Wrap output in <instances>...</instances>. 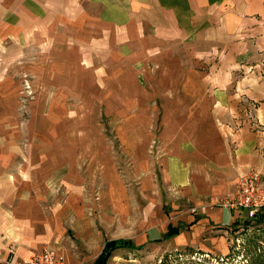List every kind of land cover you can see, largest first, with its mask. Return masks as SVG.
<instances>
[{"label":"crops","instance_id":"crops-1","mask_svg":"<svg viewBox=\"0 0 264 264\" xmlns=\"http://www.w3.org/2000/svg\"><path fill=\"white\" fill-rule=\"evenodd\" d=\"M261 43L264 0H0V264L50 245L65 264H81V252L59 240L80 217L85 195L101 184L102 197L126 196L110 156L90 153L93 165L84 182L74 172L66 176L60 148L52 155L41 147L45 125L60 118L61 94L70 91L67 82L53 95V84L44 86L41 78L67 77L73 66L67 61L82 67L93 58L114 62L108 71L99 67V75L128 65L134 78L131 93L139 109L133 126L121 128L119 136L132 137L124 149L143 176L141 188L160 196L163 187L173 206L193 207L175 216L188 229L171 242L226 253L224 228L230 223L214 199L233 192L250 167L264 172V76L237 75L234 69L240 54ZM219 51L223 58L213 61L211 53ZM54 61L65 63L58 68ZM23 74L34 91L31 101L22 102ZM115 83L118 104L123 86ZM48 93L52 101L45 99ZM240 95L258 101L259 122L247 114ZM153 137L159 153L149 155Z\"/></svg>","mask_w":264,"mask_h":264},{"label":"rangeland","instance_id":"rangeland-1","mask_svg":"<svg viewBox=\"0 0 264 264\" xmlns=\"http://www.w3.org/2000/svg\"><path fill=\"white\" fill-rule=\"evenodd\" d=\"M259 45L246 49V55L240 54L241 61L236 66L234 65L237 75L246 76L249 73L256 79H262L264 76V43ZM221 52L211 53L214 58L212 60L223 58ZM211 54H207L208 58ZM158 56L161 57L158 54L153 57V60ZM111 59H89L82 67L79 61H67V64L73 63L67 77L50 79V77L43 76L41 78L44 86L52 83L54 90L63 83L67 86V82L70 88V91L61 94L64 98L60 118L55 125H45V131L41 137L45 142L40 140L41 147L51 151L52 155L55 149L60 148L64 159V170L67 172L66 176L74 172L84 182L88 181V167L91 168L93 165L90 153L97 154L98 159L99 155L110 156L107 160H110L112 167L120 175L126 192L123 199L121 192L114 198L102 197L99 192L101 189H106V186L98 183L100 186L94 194L85 195V202L80 203L81 213L78 215L80 217L65 227L66 234L60 238L59 245H70L71 249L79 250L81 264H93L95 257L102 251L104 242L117 238L127 239L135 245L143 244V247L132 248V250L127 247H117L111 251L105 264H249L252 253L264 251V221H258L255 218L247 220L243 217L233 219L232 215L235 213L227 208H224V222L230 224L224 228L228 245L226 253L217 254L213 250H202L195 245L175 246L171 242L170 238L173 235L166 234L168 226L177 224L180 227L179 230L188 229L186 224H179L175 216L180 210L191 213L193 207L192 205L186 206L187 204L181 205V203L179 205L178 202L176 206H173V201L168 198V191L163 187H160V196L159 192L155 194L152 188H141L140 181L143 176L134 172L129 153L124 149L125 142H129L132 137L119 136L121 128L128 129L133 126L134 112L139 109L138 105L133 103L131 93L130 85L134 78L128 65L126 67L121 65L118 71L99 75L97 69L101 66L102 68L104 66L107 71L112 69L114 62ZM64 63L54 61L58 68H61L60 66ZM207 69L210 70L208 67ZM149 72L150 77H153L155 71ZM22 76L24 85L21 92L22 102L26 99L31 101L34 98V91L27 74ZM100 77L107 85L105 90L101 89ZM115 82L123 86L118 92L121 94L118 104H115V99L112 97L111 87H114ZM51 94L44 95L45 99L49 98V101H52ZM102 94L108 98L105 99ZM53 95H56V90ZM101 97L104 98L103 102H101ZM238 99L246 107L247 114L251 113L253 120L259 122L255 117V111L259 106L258 101L254 97L243 95H240ZM116 108L121 109V113L117 112ZM48 112L46 109L44 115ZM261 125L258 124V126ZM158 151V138L153 137L146 147V153L151 155L159 153ZM100 162L101 166L95 172L98 180L102 179L98 177L103 167V162ZM259 171L264 177V172ZM86 188L88 191V187ZM172 198L174 201L177 200V197ZM50 246L55 252L56 246ZM61 261H63L62 258Z\"/></svg>","mask_w":264,"mask_h":264},{"label":"built area","instance_id":"built-area-1","mask_svg":"<svg viewBox=\"0 0 264 264\" xmlns=\"http://www.w3.org/2000/svg\"><path fill=\"white\" fill-rule=\"evenodd\" d=\"M213 204L235 212L236 217L251 220L264 211V177L255 167L239 175L233 192L215 198ZM7 264H63L61 258L49 247L27 259L14 260L12 256Z\"/></svg>","mask_w":264,"mask_h":264},{"label":"trees","instance_id":"trees-1","mask_svg":"<svg viewBox=\"0 0 264 264\" xmlns=\"http://www.w3.org/2000/svg\"><path fill=\"white\" fill-rule=\"evenodd\" d=\"M256 220L258 221H264V211L259 213L256 217ZM167 235H176L179 231V227L176 226H168ZM111 245V246H110ZM117 247H127L128 249L132 248H141L143 247V244L141 245H135L134 243L129 242L127 239L123 238H117L113 240H106L104 242V246L102 247V251L95 257V260L93 264H105L107 261V257L110 255L111 251L116 249ZM249 264H261L264 263V251H258L252 253V256Z\"/></svg>","mask_w":264,"mask_h":264}]
</instances>
